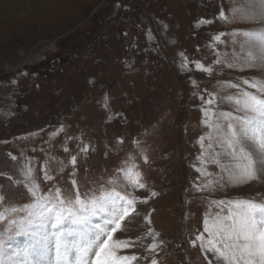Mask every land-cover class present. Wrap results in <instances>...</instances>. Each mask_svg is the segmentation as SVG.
<instances>
[{
    "label": "rangeland",
    "instance_id": "1",
    "mask_svg": "<svg viewBox=\"0 0 264 264\" xmlns=\"http://www.w3.org/2000/svg\"><path fill=\"white\" fill-rule=\"evenodd\" d=\"M33 6L21 4L13 17L0 10V173L21 180L23 160L31 158L38 173L48 160L55 179L45 182L39 173L44 192L58 186L66 195H74L76 187L84 194L135 157L146 183L160 193L140 205L155 209L153 226L164 241L159 264H207L199 242L193 247L190 241L203 232L206 216L217 211L215 202L264 200V184L196 190L202 178L193 165L201 151L198 138L206 132L199 96L216 91L217 81L239 82L256 72L217 65L209 78L193 64L192 71H180L179 54L213 65L217 50L209 38L224 33L218 51L241 55L243 37L232 34L260 25L239 13L225 23L219 13L231 16L233 9L247 7V0H38ZM202 18L214 22L198 26ZM83 145L89 147L87 157ZM73 155L75 169L69 163ZM57 161L66 165L62 173ZM10 184L0 176L6 206L25 205L29 197L23 187ZM142 224L137 217L117 236L135 238ZM6 227L0 222V233ZM180 240L182 249L187 247L186 261ZM130 251L143 255L140 249Z\"/></svg>",
    "mask_w": 264,
    "mask_h": 264
},
{
    "label": "snow or ice",
    "instance_id": "2",
    "mask_svg": "<svg viewBox=\"0 0 264 264\" xmlns=\"http://www.w3.org/2000/svg\"><path fill=\"white\" fill-rule=\"evenodd\" d=\"M247 5L233 9L231 16L223 10L219 13L225 23L236 19L239 13L241 18L260 25L256 30L232 34L243 37L241 55L218 51L224 33L209 38L210 47L217 50L213 65L189 61L184 53L179 54L180 71H192L189 65L193 64L196 71L209 78L217 72V65L220 69L259 73L240 78L239 82L217 81L216 91L205 90L207 97L199 96L206 132L198 138L201 151L198 164L193 165L202 178L198 191L214 193L229 186L264 184V0H247ZM213 22L202 18L197 25ZM146 38L154 39L150 30ZM80 151L87 157L88 145ZM8 155L17 161L16 155ZM144 161L147 162L146 156ZM56 163L62 173L66 165L63 161ZM69 163L75 169L77 156H71ZM210 166L219 171H210ZM18 171L21 180L6 173L0 176L11 182L9 188L22 186L30 202L9 207L6 196L0 194V222L7 223L5 232L0 233V264H159L157 253L164 241L153 226L155 209L140 205H149L160 193L146 183L135 157L125 160L115 176L84 194L78 187L74 195H66L58 186L44 192L39 173L45 182L55 179L48 160L39 173L31 158L23 160ZM72 184L75 186L76 181L72 180ZM138 190L147 195H135ZM3 191L6 189L0 186ZM215 203L217 211L206 216L203 232L190 241L191 245L196 247L199 242L207 264H264V200L240 198ZM20 213L25 214L14 218ZM137 217L142 218L143 231L135 238L118 237V233L128 230L127 223ZM6 233H10L7 239ZM16 237H24L26 243L13 246L10 241ZM133 249L142 250L143 255L130 251ZM183 257L186 261V250Z\"/></svg>",
    "mask_w": 264,
    "mask_h": 264
},
{
    "label": "bare ground",
    "instance_id": "3",
    "mask_svg": "<svg viewBox=\"0 0 264 264\" xmlns=\"http://www.w3.org/2000/svg\"><path fill=\"white\" fill-rule=\"evenodd\" d=\"M66 1V0H65ZM38 0H0V10L1 13H3L5 16L7 17H13L17 14L16 10L18 9L19 11H21V8L23 9L24 6H26L27 8L32 10L33 4H37ZM21 4L23 5V7H21ZM40 4V3H39ZM64 4V3H63ZM41 5V4H40ZM59 5V4H58ZM66 5V4H65ZM39 6V5H38ZM64 6V5H62ZM60 6V8L62 7ZM65 7V6H64ZM53 8V7H52ZM59 8V9H60ZM26 9V8H25ZM36 9V8H35ZM24 11V10H23ZM39 12V11H38ZM54 12V10H53ZM69 12V11H68ZM0 13V14H1ZM26 13V12H25ZM34 13V12H33ZM52 13V12H51ZM31 15V14H30ZM3 16V15H2ZM0 15V17H2ZM24 16V15H23ZM4 17V16H3ZM55 17V16H54ZM59 17V16H58ZM27 18H24L23 21H21V19L19 21H17L18 25L21 26V23H25ZM17 20V19H16ZM37 21V20H36ZM28 39V38H27ZM255 75H259V73L256 72ZM195 221V220H194ZM192 222V221H191Z\"/></svg>",
    "mask_w": 264,
    "mask_h": 264
}]
</instances>
